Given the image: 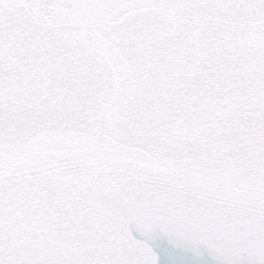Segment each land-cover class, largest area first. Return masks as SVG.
<instances>
[{"label":"snow or ice","instance_id":"snow-or-ice-1","mask_svg":"<svg viewBox=\"0 0 264 264\" xmlns=\"http://www.w3.org/2000/svg\"><path fill=\"white\" fill-rule=\"evenodd\" d=\"M0 264H264V0H0Z\"/></svg>","mask_w":264,"mask_h":264}]
</instances>
